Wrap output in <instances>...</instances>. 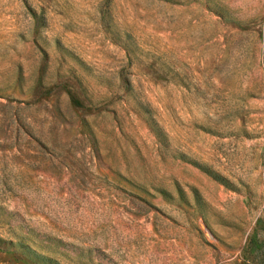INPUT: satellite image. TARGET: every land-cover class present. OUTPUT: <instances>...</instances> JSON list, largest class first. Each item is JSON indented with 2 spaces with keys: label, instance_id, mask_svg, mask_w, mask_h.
I'll use <instances>...</instances> for the list:
<instances>
[{
  "label": "rangeland",
  "instance_id": "rangeland-1",
  "mask_svg": "<svg viewBox=\"0 0 264 264\" xmlns=\"http://www.w3.org/2000/svg\"><path fill=\"white\" fill-rule=\"evenodd\" d=\"M0 264H264V0H0Z\"/></svg>",
  "mask_w": 264,
  "mask_h": 264
}]
</instances>
